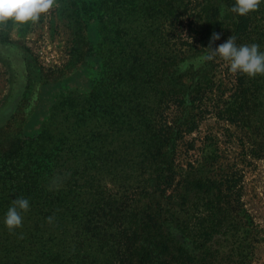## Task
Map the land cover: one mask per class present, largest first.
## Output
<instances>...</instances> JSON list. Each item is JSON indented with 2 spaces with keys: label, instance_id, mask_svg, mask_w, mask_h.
Here are the masks:
<instances>
[{
  "label": "trees",
  "instance_id": "trees-1",
  "mask_svg": "<svg viewBox=\"0 0 264 264\" xmlns=\"http://www.w3.org/2000/svg\"><path fill=\"white\" fill-rule=\"evenodd\" d=\"M234 3L74 0L60 8L78 40L49 72L66 77L91 55L101 68L88 93L59 104L67 115L57 134L50 126L11 137L12 117L2 125L0 116L1 217L15 198L30 201L22 227L1 224L0 264L254 263L256 228L243 203V175L221 164L208 138L187 164L177 150L200 129L199 114L183 116L180 105L202 104L229 65L218 56L205 60L210 72L191 98L177 92L176 69L232 35L264 51V2L243 16L230 11ZM91 18L97 45L85 36ZM213 33L220 39L213 42ZM233 74L235 101L219 108L220 119L239 114L250 97L255 107L264 104V74ZM259 137L254 157L264 152Z\"/></svg>",
  "mask_w": 264,
  "mask_h": 264
},
{
  "label": "rangeland",
  "instance_id": "rangeland-1",
  "mask_svg": "<svg viewBox=\"0 0 264 264\" xmlns=\"http://www.w3.org/2000/svg\"><path fill=\"white\" fill-rule=\"evenodd\" d=\"M73 1L54 0L53 7L47 13L40 14L34 22L0 23V116L6 117L2 125L12 117L11 137L20 134V131L25 136L33 137L50 126V132L57 134L63 128L67 115L59 104L70 96L88 93L93 86L94 76L100 71L99 57L91 55L87 57L86 66L66 77H54L49 72V69L66 62L67 48L78 40L70 30L77 29V26L67 20V9L64 13L60 12L63 5ZM85 36L93 45L100 43L101 34L95 18H91ZM220 68L215 90L205 97L202 104L188 102L180 105L179 111L183 116L199 114L200 129L186 134L178 142V158L183 164L194 160L199 150L204 149L200 140L206 141L208 138L207 144L212 141L219 147L221 164L243 175V203L256 228L253 264H264V152L253 156L255 136H260V142H264V104L255 107V97H250V102L239 109V114H225L220 119L217 116L219 108L224 110L229 107L237 94L233 72L228 66ZM209 72L203 56L188 60L176 69V73L182 75L177 92L186 98L193 97L197 82ZM53 116L54 119L51 118ZM54 120L56 124H53ZM205 149L206 154H210L214 145ZM1 224L3 226L0 214V248L5 242Z\"/></svg>",
  "mask_w": 264,
  "mask_h": 264
},
{
  "label": "clouds",
  "instance_id": "clouds-1",
  "mask_svg": "<svg viewBox=\"0 0 264 264\" xmlns=\"http://www.w3.org/2000/svg\"><path fill=\"white\" fill-rule=\"evenodd\" d=\"M261 2L264 0H235L230 11L243 16L257 9ZM53 4L54 0H0V23L7 21L19 24L34 22L39 19L40 14L47 13ZM211 39L213 42L219 40L220 35L213 33ZM236 39L232 35L214 49L210 46L203 58L212 60L218 56L228 62L229 70L233 73L239 72L250 77L264 74V51L260 50V45L256 43L238 45ZM29 209L28 198H15L4 214V225L10 231L22 227V214ZM47 219L51 222L53 218L48 217Z\"/></svg>",
  "mask_w": 264,
  "mask_h": 264
}]
</instances>
